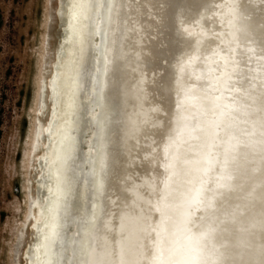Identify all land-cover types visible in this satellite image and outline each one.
Masks as SVG:
<instances>
[{
    "label": "snow or ice",
    "instance_id": "6c2138e0",
    "mask_svg": "<svg viewBox=\"0 0 264 264\" xmlns=\"http://www.w3.org/2000/svg\"><path fill=\"white\" fill-rule=\"evenodd\" d=\"M41 6L5 264H264V0ZM17 152L0 133V207Z\"/></svg>",
    "mask_w": 264,
    "mask_h": 264
},
{
    "label": "rangeland",
    "instance_id": "374dc122",
    "mask_svg": "<svg viewBox=\"0 0 264 264\" xmlns=\"http://www.w3.org/2000/svg\"><path fill=\"white\" fill-rule=\"evenodd\" d=\"M45 0H0V133L17 140L20 175L9 180L11 203L0 207V244L11 249L9 225L17 226L24 210L22 152L30 131L38 59L26 57L41 42ZM11 125V128L8 125ZM7 234L8 239H4ZM12 242V244H11ZM10 257L0 249V264ZM23 264L20 256L17 257Z\"/></svg>",
    "mask_w": 264,
    "mask_h": 264
},
{
    "label": "bare ground",
    "instance_id": "6f19581e",
    "mask_svg": "<svg viewBox=\"0 0 264 264\" xmlns=\"http://www.w3.org/2000/svg\"><path fill=\"white\" fill-rule=\"evenodd\" d=\"M47 2V0H45V3ZM41 68H42V63L40 61H38L37 63V73H36V77L34 79L35 82V93H34V102H33V107H32V115H33V108L35 107L36 104V98H37V92H38V81H42V75H41ZM31 128H32V120L30 121V131L26 136V141H25V148L23 149L22 152V158H21V170H22V177H23V194H24V210L22 213V218L19 221V225L23 224V223H32L31 221H28L26 219L27 214H28V210H29V194L26 192V185H27V180H28V171L26 170V164H25V157L28 158L29 161L32 160V157L28 154V152L26 151L28 148V145L30 143H32V141L29 139L30 133H31ZM42 155V153H41ZM33 179H37V177H33ZM25 232H31V229H25ZM13 237V235H12ZM13 242V244H12ZM11 242V248L14 245V238ZM20 252L23 253V255H28V251H27V246H25L24 248L20 249ZM23 255H21V259L23 261ZM24 264V261H23Z\"/></svg>",
    "mask_w": 264,
    "mask_h": 264
}]
</instances>
